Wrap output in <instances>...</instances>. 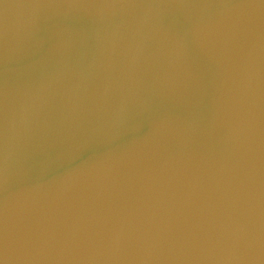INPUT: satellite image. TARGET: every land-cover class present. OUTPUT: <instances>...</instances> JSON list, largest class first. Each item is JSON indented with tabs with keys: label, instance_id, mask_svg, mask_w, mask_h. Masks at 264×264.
Wrapping results in <instances>:
<instances>
[{
	"label": "water",
	"instance_id": "water-1",
	"mask_svg": "<svg viewBox=\"0 0 264 264\" xmlns=\"http://www.w3.org/2000/svg\"><path fill=\"white\" fill-rule=\"evenodd\" d=\"M0 264H264V0H0Z\"/></svg>",
	"mask_w": 264,
	"mask_h": 264
}]
</instances>
